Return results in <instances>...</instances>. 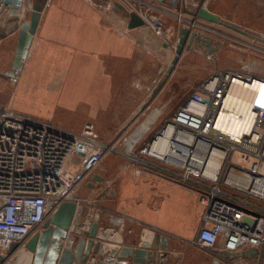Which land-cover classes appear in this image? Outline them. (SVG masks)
Masks as SVG:
<instances>
[{"label": "crops", "instance_id": "crops-1", "mask_svg": "<svg viewBox=\"0 0 264 264\" xmlns=\"http://www.w3.org/2000/svg\"><path fill=\"white\" fill-rule=\"evenodd\" d=\"M33 3L42 6L40 20L22 69L12 75L20 24L29 20ZM149 3L152 8L147 10L135 0L103 7L87 0H22L17 8L2 6L0 106L73 131H80L90 120L96 125L135 126L134 131L145 126L137 144L186 101L187 86L191 93L220 69L246 66L261 71L260 61L252 63L249 57V46L250 40L259 41L256 34L264 33V0H191L181 6L178 1L175 6L164 0ZM201 3L230 27L195 19V6ZM13 9L18 10L12 13ZM133 11L157 16L175 42L180 29L195 32L189 49L170 72L177 43L168 47L145 25L122 32ZM124 160L121 153H108L74 191L76 198L96 201L88 204L83 216L92 221L100 209L99 226L114 231L103 240L94 238V246L101 244L104 250L92 254L94 264H131L119 257L120 250L136 247L143 239L152 245L150 264H211L209 256L192 245L205 210L197 191L154 172L137 175ZM121 216L127 220L119 226ZM118 237L120 241L110 240ZM116 248L115 256H110Z\"/></svg>", "mask_w": 264, "mask_h": 264}, {"label": "built area", "instance_id": "built-area-1", "mask_svg": "<svg viewBox=\"0 0 264 264\" xmlns=\"http://www.w3.org/2000/svg\"><path fill=\"white\" fill-rule=\"evenodd\" d=\"M135 1L139 7L148 6L146 10L152 8L151 0ZM164 1L174 6L177 1L180 6L191 2ZM200 6L206 9L205 3ZM137 14L154 36L168 47L175 46L177 42L157 16L146 11ZM128 30L124 25L122 32ZM258 36L264 39V33ZM235 79L245 83L257 80L264 86V76L249 67L216 70L192 89L141 147L127 143L121 154L128 165H135L137 175L154 172L197 191L205 210L192 245L208 255L211 264H251L252 259L264 264V102L253 103L251 129L238 137L215 123ZM169 127L174 142L181 132L194 137L191 143L179 142L176 155L164 153L168 144L163 138ZM113 144L102 141L91 122L75 132L0 106L1 264H9L11 245L22 247L62 202L73 201L76 206L86 202L76 198L74 191L108 153L118 152ZM154 145L156 154L150 153ZM118 220L122 226L127 219L121 216ZM90 225L86 214L78 227L84 233ZM252 249L256 251L252 258H229ZM159 257L164 259L165 254ZM88 259L87 264L96 261L92 256Z\"/></svg>", "mask_w": 264, "mask_h": 264}, {"label": "water", "instance_id": "water-1", "mask_svg": "<svg viewBox=\"0 0 264 264\" xmlns=\"http://www.w3.org/2000/svg\"><path fill=\"white\" fill-rule=\"evenodd\" d=\"M163 1V0H159ZM22 0H0V8L2 6L17 8L21 6ZM41 5L38 3L32 4V12L30 18L20 24L18 32V41L16 47V54L13 61L12 71L21 70L23 62L27 55V49L31 43L39 20ZM195 19L206 20L211 23L222 24L230 27L220 20V18L209 12L202 6H195ZM18 9H13L17 12ZM143 19L136 13H129V21L127 27L129 29L144 26ZM193 26L196 20L191 22ZM195 37V32L192 29L182 28L179 30V36L175 47V56L171 62L168 72L178 63L180 56L185 49H189L190 44ZM83 207L76 206L73 201H64L60 204L58 209L45 221L42 229L32 235L28 241L19 247L18 244L13 243L10 247V254H12V264H86L87 259L92 254H103V246L95 244L94 238L103 240L106 233L114 232L113 229L106 231L99 226L101 217V210L97 209L91 221L88 232H82L78 224L83 216ZM111 238V237H109ZM120 241V238L110 239ZM152 245L144 239L140 241L136 247H122L119 257L130 260L131 264H150L152 256L149 254ZM162 248H166L164 245ZM116 249L110 251V256H115ZM253 256L256 254L255 250L239 253L238 255ZM4 262V258L0 256V264Z\"/></svg>", "mask_w": 264, "mask_h": 264}, {"label": "bare ground", "instance_id": "bare-ground-1", "mask_svg": "<svg viewBox=\"0 0 264 264\" xmlns=\"http://www.w3.org/2000/svg\"><path fill=\"white\" fill-rule=\"evenodd\" d=\"M255 101L262 104L264 102V86L262 82L255 80L245 83L240 79H235L227 91L221 109H219L215 122L216 127L228 134L235 135V137L240 136L241 133H247L253 123L254 112L252 111V105ZM144 129L145 126L139 128L135 136L129 139V146L136 141V137ZM172 129V127L167 128L163 138L168 144L167 150L164 152L166 155L167 153L176 155L174 149L179 142L191 143L194 138L189 133L181 132L182 136L180 134L176 135V142H174L171 140L173 139L171 136ZM156 141H159V139ZM150 153L156 154L155 145L150 148Z\"/></svg>", "mask_w": 264, "mask_h": 264}, {"label": "rangeland", "instance_id": "rangeland-1", "mask_svg": "<svg viewBox=\"0 0 264 264\" xmlns=\"http://www.w3.org/2000/svg\"><path fill=\"white\" fill-rule=\"evenodd\" d=\"M90 4H92V5H99L100 7H103V6H112V4L114 3V2H117L118 0H105V1H103V0H87ZM120 1V0H119ZM252 35H254V34H252ZM257 38H259V36L256 34L255 35ZM158 39V38H157ZM250 43L252 44V45H250L249 46V52H250V55H249V57H250V59H252V63H255L256 64V62L259 60L260 61V69H261V71H259L258 70V72H255V74H262L263 76H264V70H263V68L262 67H264V39H262V38H260L259 39V41H254V40H250ZM161 56V59L162 58H164V54H160L158 57H160ZM156 63H157V65H159L158 63H160V62H158V61H156ZM240 68V67H239ZM194 88V87H193ZM190 89H191V87L190 86H187L186 87V91H187V93H186V97H185V99H187V97L190 95ZM89 122H91L93 125H94V128H95V130H96V132L98 133V135H99V137H100V139L102 140V141H107V142H111V143H114L113 145H114V148L118 151V153H121V152H125V148L127 147V143H128V141H129V139H131V138H133L134 136H135V134L137 133V131L139 130V129H137V130H133V129H135V126H130V125H127V126H124V127H117V126H106V125H103V124H101V125H96V123L95 122H93V121H89ZM101 123H103V122H101ZM59 126V125H58ZM64 128V127H63ZM66 129H69V127L67 128V127H65ZM69 130H72V129H69ZM158 130V129H157ZM156 130V131H157ZM73 131V130H72ZM75 131V130H74ZM145 131V130H144ZM144 131H142V133L144 132ZM75 132H77V131H75ZM152 132H154L153 130H151V131H149L145 136H144V138L143 139H141V141H139V142H137V144H136V142H135V144H136V149H138V147H141L148 139H150V137H152L153 136V134H152ZM141 133V134H142ZM140 134V135H141ZM152 134V135H151ZM139 135V136H140ZM138 136V137H139ZM138 137H136V138H138ZM135 138V139H136ZM147 139V140H146ZM111 153V152H110ZM112 154H113V152H112ZM103 161V160H102ZM126 161V159L124 160V162H123V164L125 165V162ZM101 164V163H100ZM99 164V165H100ZM132 166H135V165H132ZM98 167L99 166H97L95 169H94V171H96L97 169H98ZM134 168V167H133ZM85 200V199H84ZM86 202H87V199H86ZM86 202L85 203H83L81 206L83 207V209L85 210V209H87V208H89L88 207V204H86ZM92 202H96L95 200H93ZM85 205V206H84ZM87 205V206H86ZM87 207V208H86ZM82 220V219H81ZM93 255H96V254H93ZM92 256V255H91ZM96 259V258H95ZM11 260H12V257H11V259H10V262H9V264H12L11 263ZM90 261V259H87V261ZM256 263V260L255 259H252L251 260V264H255ZM87 264V263H86ZM89 264V263H88Z\"/></svg>", "mask_w": 264, "mask_h": 264}]
</instances>
